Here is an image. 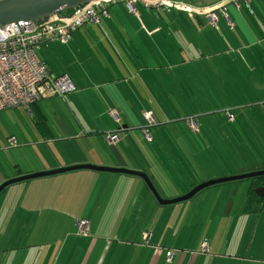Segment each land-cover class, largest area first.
<instances>
[{
	"label": "crops",
	"instance_id": "crops-1",
	"mask_svg": "<svg viewBox=\"0 0 264 264\" xmlns=\"http://www.w3.org/2000/svg\"><path fill=\"white\" fill-rule=\"evenodd\" d=\"M112 8L109 9V18L101 19L96 24L85 25L76 31L66 44L52 42L40 47L43 52L40 51L39 53H42L44 58L36 53L51 74L55 76L66 75L73 83L75 91L62 98H49L34 107L33 111L43 117L49 130L48 135H42L37 131L34 126L33 114L26 112L31 129L27 130L28 135L21 133V139L25 141L29 139V141L23 142L20 147L27 148L37 145L38 153L34 152V154L40 156L38 158L40 166L24 169L16 164L12 174L7 178L14 179L59 167L81 164L124 168L143 172L150 179L153 177L151 180L158 192L163 194H161L163 198L171 199L172 195L166 192L165 186L170 184L179 186L180 189V184H176V174L171 169L172 165L160 166L159 159L161 158L159 155L158 158L156 156L154 163L151 157L154 153L146 147L145 144L148 142L145 141L141 132V129L146 126L143 115L145 113L152 115L154 124L149 128V133L153 137H158V141L165 139L166 135L163 136L165 129H154L162 124L168 125L173 122V120L169 121L171 115L164 109L163 105L169 108L171 112H175L179 106L188 103L187 98H189L183 93H177L173 86H167L170 79H166V72H170L169 70L175 68L178 63H184L180 59L185 53L182 43L188 40L187 37L190 38L193 35L194 38H198L200 43L204 40L207 44V40H202L200 35H206V25L209 21L202 16L191 19L181 11L167 13L160 10L157 12L140 4L136 5L135 14H129L125 6V9ZM237 10L236 12L232 4L226 5V14L234 16L235 19L238 14L237 20L242 16L241 13H245L247 10L253 13L256 20H264L261 16L264 15V0H251L249 3H241V7ZM129 17L132 19H128ZM217 20L219 23L220 18L218 17ZM229 22L227 21V24L233 28L231 19ZM145 24L152 27L151 32H149L150 36H143L139 33ZM124 25L130 26L131 29H124ZM165 28L173 31L172 36H169L171 37L169 43L172 44L168 45L169 53L167 56L164 53L161 54L165 49L167 36L159 32ZM174 28H177L175 29L177 32ZM178 31H181L182 35L177 36ZM146 39L151 40L154 46L151 47ZM186 43H190V41L188 40ZM150 53L154 54L153 60L157 65L150 63ZM58 58L62 59L61 65H58ZM49 60L54 67L50 65ZM162 60L164 62L169 61L170 64H167L168 66L163 65ZM176 60H178L177 64H173ZM178 98H182L183 104L176 102ZM113 114L117 115V119L113 117ZM180 122L182 128L188 129L187 125H183V120ZM167 131L174 137L173 128L167 127ZM108 136H115L116 138L113 142H109L106 139ZM14 137L11 136L8 139H15L18 145V141ZM160 143L162 144L159 146V150L162 147L166 148L165 150L169 154H173L171 158L176 161L175 166L179 167L180 162L177 161H180L181 158L178 155L185 154L183 148L179 144L165 145L163 141ZM159 150L158 154H160ZM131 156L134 159L130 158ZM135 159L138 162L135 163ZM149 159L153 161L151 166L148 163ZM158 164L159 167H157ZM158 169L165 172L173 183L164 178ZM155 170L158 175H156ZM81 171H86H76L80 172L79 176L81 177L68 175L62 181L65 182L67 178H70L68 181H91L96 183L95 189L108 188L110 185L116 186L119 185L118 183L128 182L126 177H121L127 175L90 170ZM53 177L36 179V181H30L33 183L24 182L14 186L13 192H16L15 197L12 192L14 200L22 206L25 203L27 206L30 205L28 217H31L29 215L33 214L35 207H39V205L52 203L53 206H63L65 198H62L61 193L57 198H51L49 195V187L47 186L57 180L51 179ZM192 178L196 180V177ZM54 183L57 182L54 181ZM138 183L137 191L139 194L142 195L144 188H146L147 196H149L150 193L143 181L140 179ZM161 184L162 188L159 186ZM182 190L186 193L185 187ZM29 192L34 194L30 196ZM22 194H26L27 199L22 197ZM92 197L96 201L98 200V197ZM80 198L82 196L78 194L73 201L76 203ZM149 199L150 197L146 198L147 202ZM259 199V203L251 205L250 211L247 210L249 205L247 194L243 201L244 205L241 207L239 204L235 211H231L232 200L230 201L231 207L228 204L226 216L235 220L232 226L234 230H237L234 245L224 246V251L216 248V252L221 251L220 254L216 255L210 254L211 250L209 249L210 253L206 256L199 254L200 247L196 251L185 252L176 249V244H166L163 247L151 245L154 235L146 231L141 232V238L146 234L149 236V241L147 245L144 244L141 247L134 241L130 242V237L126 238L124 242L118 243L116 247H113L112 243L97 244V241L85 243L79 240L73 241L70 236H76L74 235V225L80 221L76 220L71 223L69 217L64 228L70 236L63 241H46L44 244L47 236L51 238V235L43 231L48 227H42L41 231L31 236L35 245L27 244L24 247L21 243L26 240L24 237L22 240L21 234L23 232L30 234L33 230L30 227H20L18 222H15V226H10L12 214L8 213L6 221L0 226V264H264V195ZM92 204L95 205L96 202ZM145 205L140 206V212L144 210ZM101 208V205L97 204L95 211L101 210ZM48 212L52 216L51 209H48ZM5 214L3 212L4 218L6 217ZM56 218L59 219L60 217L57 216ZM88 225V232L90 233L92 222L88 221ZM133 226L131 227V234H134L135 227ZM176 233L179 235V239L181 237L180 228H177ZM154 240L157 242L158 236ZM203 242L207 243L206 240L203 241L202 239L197 243V246H201ZM212 247L214 251L215 246L212 245ZM94 251L103 256L91 258ZM170 254H173L172 259L167 262ZM108 255H110L109 258H107ZM199 256L205 258L198 259Z\"/></svg>",
	"mask_w": 264,
	"mask_h": 264
},
{
	"label": "rangeland",
	"instance_id": "rangeland-1",
	"mask_svg": "<svg viewBox=\"0 0 264 264\" xmlns=\"http://www.w3.org/2000/svg\"><path fill=\"white\" fill-rule=\"evenodd\" d=\"M222 1L209 0L206 4H193V6L207 7L217 5ZM123 5V3L114 5L112 9H125V5ZM233 8L236 12L238 11L234 6ZM153 15L155 16V14ZM241 15L237 20L238 14L235 19L234 16L227 13L228 19H231L233 23V28L227 24L222 14L218 16L220 18L219 23H217L218 20L215 24L207 23L206 35H200L202 40H207V44L204 40L205 43H200L198 38H194L193 35L190 38L187 37L190 43H186L188 40L183 41L185 53L180 59L184 63L177 64L178 60H176L173 64H177V66L169 70L170 72H166V79H170L167 86L171 85L177 93L189 96L187 98L188 103L183 104L182 98L176 99L178 104L182 103L183 105L179 106L175 112H171L169 108L163 105L164 109L171 115L169 121L173 120V122L168 125L162 124L154 129H165L163 135H167L169 133L167 127L173 128L174 139L186 154V180L189 179L187 176L192 175L196 177L195 181L198 180L202 183L221 177L264 170V153L262 151V149L264 150V20H256L249 10L245 13L242 12ZM261 16L264 18L263 14ZM128 19H132V17ZM125 23L129 24L126 21ZM126 28L131 29L130 26L124 25V29ZM151 28L145 24V27L142 26V30L139 32L140 35L150 36ZM159 32L167 36L165 49L161 53L167 56L169 53L168 45L172 44L169 43L171 39L169 36H172L173 31L165 28ZM175 32L177 31L175 30ZM179 34L182 35L181 31H178L177 36ZM146 41L151 47L154 46L151 40L146 39ZM40 51L43 52L39 48L36 53L44 58L42 53H39ZM149 57L150 63L157 65L153 60L154 54L150 53ZM57 60L59 61L58 65H61L62 59L58 58ZM49 62L54 67L50 60ZM168 62L165 61L163 65L170 64ZM161 78L164 80L163 76ZM227 107L232 109L244 108L238 112L237 116H242V118H239L237 123L234 121L231 124V127L237 124L235 128L240 134L243 131V144L240 143V146L234 147L233 145L236 131L232 130L231 122L224 117V110ZM189 119H194L198 131L194 132L189 129V123H183ZM180 120H184L182 123L187 127L189 126L188 129L182 128ZM30 129L31 125L26 111L14 108L0 113V183L12 174L16 164L24 169L40 166L38 159L40 156L34 154V152L38 153L37 145L27 148L20 147L23 142L29 141V139L22 140L21 133L28 135L26 132ZM226 129L232 130L233 136L230 135L231 138H229ZM250 134L253 138L250 137ZM11 136H15L14 138L18 141V145L15 147L9 146L8 138ZM26 137L28 138V136ZM160 142L159 139L152 144H145L150 152L154 153L151 156L154 163L156 156L158 158L159 155V146L162 144ZM137 157L139 158V156ZM134 162L136 163L138 160L135 159ZM159 164L175 166L176 161L164 151L161 159H159ZM129 165L132 166L131 163ZM80 172L60 174L51 178L57 179L54 180L57 183L53 184V181L47 186L49 187V195L51 198H57L61 193L62 198H65L63 206H53L52 203L39 205V207H35L33 214L29 215L31 217H28L30 205L27 206L25 203L22 206L12 197L13 188L18 184L6 188L0 194V226L4 224L8 213H10L12 214L10 226H15V222H18L20 227H30L33 230L32 233L23 232L21 234L22 240L23 237L26 240L21 243L24 247L27 244L35 245L31 236L41 231L42 227H48L43 231L51 235V238L47 236L44 244L46 241H63L70 236L64 228L66 221L70 218L71 223L76 220L92 222V228L88 235L79 233L75 224L74 235L76 236H70L73 241L79 240L83 243L97 241V244L112 243L113 247H116L118 243L124 242L126 238L130 237V242L134 241L141 247V245L144 246L141 232L146 231L152 233L154 239L158 236L157 242L154 239L151 242V245L155 244L156 247L176 244L178 250L193 252L200 247L197 246V243L203 239V241H207L208 249L211 250V253L208 252L206 255L209 253L216 255L225 250L224 246L234 245L237 230L232 227L235 220L226 216L227 207L229 204V207L232 206L231 211H235L239 204L241 207L244 205L243 201L252 181L244 180L214 186L201 191L190 201L161 207L157 205L150 194L147 196L146 188H144L142 195L139 194L137 186H139L140 179L136 177L121 176L126 177L128 182L100 189H95L96 183L91 181H68L70 178H67L65 182L62 181L68 175L79 176ZM162 175L173 183L165 172ZM182 175L184 176V174ZM182 175L180 179V174L176 175V184H180V189L179 186L170 184L166 187V192L172 195L171 199L179 198L185 194L182 189L188 185L189 181L182 184ZM15 194L16 192H13L14 197ZM33 194L29 192L30 196ZM78 194L82 196L83 200L81 201L82 198H80L75 203L73 199ZM21 196L26 198L27 195L22 194ZM92 196L98 197V200L96 201ZM147 197H150L148 202ZM94 202H96L95 205L92 204ZM97 204H100L102 208L95 211ZM142 204L146 205L144 210L140 212ZM48 209H51L52 216ZM3 212L6 213L5 218ZM57 216L60 218H56ZM132 226L135 227L134 234H131ZM177 228H180L181 237L179 239V235L176 233ZM212 245L215 246L214 251ZM216 248L221 251L216 252ZM102 256V254L98 255L97 251H94L91 258ZM109 257L110 255L107 256V258ZM201 258L205 257H198V259Z\"/></svg>",
	"mask_w": 264,
	"mask_h": 264
},
{
	"label": "built area",
	"instance_id": "built-area-1",
	"mask_svg": "<svg viewBox=\"0 0 264 264\" xmlns=\"http://www.w3.org/2000/svg\"><path fill=\"white\" fill-rule=\"evenodd\" d=\"M2 1V0H0ZM251 0H223L217 5L197 7L176 0H97L88 5L79 7L68 16H52L43 22H19L0 27V112L8 109H22L30 112L31 106L41 103L52 97H65L75 91V87L66 75L55 76L51 74L46 65L39 59L36 50L52 42L66 44L70 37L87 24H96L101 19L109 18V8L124 3L130 14L136 13V5L140 4L147 9L157 12L164 10L182 11L189 18L205 17L209 23L217 22L218 14L229 22L226 14V5L232 4L239 9L241 3ZM146 126L141 129L144 139L151 142L149 128L154 124L151 113H145ZM117 119V115L113 114ZM190 120V119H189ZM187 121L190 128L196 131V123ZM189 127V126H188ZM115 136H108L109 142ZM9 143L15 144L10 138ZM88 223H77L79 233L87 234ZM144 243L149 240L148 235L143 236ZM206 242L200 246L199 254H208ZM173 254L167 258L170 262Z\"/></svg>",
	"mask_w": 264,
	"mask_h": 264
},
{
	"label": "water",
	"instance_id": "water-1",
	"mask_svg": "<svg viewBox=\"0 0 264 264\" xmlns=\"http://www.w3.org/2000/svg\"><path fill=\"white\" fill-rule=\"evenodd\" d=\"M94 1L97 0H2L0 1V27H4L11 24L16 25L19 22L39 23L45 21L48 18H51L52 16L62 17L64 12L73 11L79 7L88 5ZM81 170H90L96 172H105L137 177L143 181L156 203L161 207L190 201L201 191H204L214 186L223 185L230 182L252 180L259 177H264V170L244 173L236 176L221 177L218 179L202 182L190 189L188 192H186L179 198L165 199L160 196L159 192L153 185L150 177L143 172L131 171L124 168H110L100 167L91 164H81L74 165L71 167H59L50 171L37 172L7 180L0 185V194L6 188L14 184L24 183L30 180L47 178ZM258 190L261 191V194H258ZM255 194L257 195V197L262 198L264 195V188H258L257 190H255Z\"/></svg>",
	"mask_w": 264,
	"mask_h": 264
},
{
	"label": "trees",
	"instance_id": "trees-1",
	"mask_svg": "<svg viewBox=\"0 0 264 264\" xmlns=\"http://www.w3.org/2000/svg\"><path fill=\"white\" fill-rule=\"evenodd\" d=\"M176 1H181V0H176ZM210 1H212V0H210ZM216 1V0H215ZM182 2H185V3H188V4H201V3H204V4H206L207 2H209V0H204V1H198V0H183ZM214 2V1H213ZM120 4V3H119ZM124 4V3H123ZM118 5V4H117ZM125 5V4H124ZM240 7H241V5H240ZM125 8H126V6H125ZM127 10V9H126ZM71 12L72 11H67V12H64L63 13V16H68V15H70L71 14ZM127 12H128V10H127ZM173 13L174 11L172 10V11H170L169 13ZM129 13V12H128ZM130 14V13H129ZM192 19V18H191ZM81 29V28H80ZM79 30V29H78ZM77 30V31H78ZM42 103V102H41ZM40 103H38V104H35V105H33V106H31V108H30V112L33 114V121H34V126H35V128L37 129V131L39 132V133H41L42 135H48L49 134V130H48V128H47V126L45 125V122H44V119H43V117H41V115H39L37 112H35V111H33V109H34V107L36 106V105H39ZM240 110H244V108H241V107H238V108H231V107H227L225 110H224V117H225V119H227L228 118V120L231 122L230 123V127H231V124L234 122V123H237L238 121V119L239 118H242V116H239V117H237L238 116V112L240 111ZM27 112V111H26ZM237 112V113H236ZM236 113V114H235ZM253 114V113H252ZM254 115V114H253ZM187 119V118H186ZM184 121V120H183ZM193 121H194V119H193ZM185 122L186 121H184V124H185ZM195 122V121H194ZM196 123V122H195ZM196 126H197V124H196ZM235 127H237V124L234 126V127H231L232 128V130H234V131H236V134H235V137H234V143H233V145H234V147H236V146H240V143L241 144H243V140H242V134H243V131L241 132V134H240V132L235 128ZM223 128V127H222ZM225 128V127H224ZM244 128V127H243ZM197 131H198V126H197V129H196ZM231 130V131H232ZM231 131H229L228 129H226V132H227V134L229 135V138H231V136H233V134H231ZM149 135H150V137L152 138V141L151 142H148V143H154V141H157L158 140V137H153L150 133H149ZM166 135V134H165ZM165 135H163V136H165ZM231 135V136H230ZM250 137H252L253 138V136L250 134ZM173 140H172V139ZM13 139V138H12ZM9 140V139H8ZM14 141H15V139H14ZM146 141V140H145ZM162 141L164 142V144L165 145H173V144H178L177 143V141L174 139V137L172 136V134H167L166 135V137H165V139H162ZM161 141V142H162ZM236 141H237V143H236ZM240 141V142H239ZM147 142V141H146ZM249 143V142H248ZM250 144V143H249ZM9 146L10 147H15V146H17V142L15 141V144L14 145H11L10 143H9ZM250 146L252 147V145L250 144ZM166 149V148H165ZM163 147L159 150V152H160V154L162 155V152H164V151H166ZM262 151H263V153H264V150L262 149ZM167 152V151H166ZM168 153V152H167ZM159 154V157L161 158V155ZM169 154V153H168ZM170 155V157H172V155L171 154H169ZM186 154H184V153H181L180 155H178L180 158H181V160L180 161H177V162H180V166L179 167H176V166H172L171 167V169H172V171L177 175V174H180V176H179V179H180V177H181V175L182 174H184V176L182 175V178H183V181L184 182H186V178H185V173H186V171H187V166H185L186 165V156H185ZM170 161H172V160H170ZM148 163H150V166H151V164L153 163V161H151L150 159L148 160ZM160 166H162L161 164H160ZM161 168V167H160ZM159 170V173H161V175L163 174V171H160V169H158ZM156 173H157V171H155ZM155 173V174H156ZM156 175H158V173L156 174ZM175 175V176H176ZM163 176V175H162ZM193 176L192 175H190V176H187V178H189L188 179V181H189V183H188V185H186L185 186V189H186V192L187 191H189L190 189H192L193 187H195L196 185H198L199 184V181L197 180V181H195L194 180V178H192ZM153 177H151V179H152ZM7 180H10V178H6V179H4V181H2L1 183H0V185L2 184V183H4L5 181H7ZM182 181V182H183ZM153 183V182H152ZM154 185V184H153ZM164 185V184H163ZM161 188H162V184L161 185H159ZM167 186H165V188H166ZM257 187H262V188H264V177H259V178H255V179H252V181H251V186L249 187V190H248V192H247V200H248V206H247V210L248 211H250V209H251V205L252 204H255V203H259L260 202V199L256 196V194L254 193V190H255V188H257ZM155 188H156V186H155ZM156 190H157V188H156ZM158 191V190H157ZM150 193V192H149ZM159 194H160V196L161 197H163L162 195V193L161 192H159ZM162 194V195H161ZM151 195V194H150ZM151 197H152V195H151ZM153 198V197H152ZM154 199V198H153ZM85 221V220H84ZM85 222H87V221H85ZM88 223V222H87ZM89 226V225H88ZM88 226H87V235L89 234V232H88ZM144 236V235H143ZM149 241V240H148ZM145 244V243H144ZM147 244H148V242H147ZM147 244H145V245H147Z\"/></svg>",
	"mask_w": 264,
	"mask_h": 264
},
{
	"label": "flooded vegetation",
	"instance_id": "flooded-vegetation-1",
	"mask_svg": "<svg viewBox=\"0 0 264 264\" xmlns=\"http://www.w3.org/2000/svg\"><path fill=\"white\" fill-rule=\"evenodd\" d=\"M258 188H260V187L255 188V190H257ZM255 190H254V193H255ZM257 192H258V194H261V191L260 190H258Z\"/></svg>",
	"mask_w": 264,
	"mask_h": 264
}]
</instances>
